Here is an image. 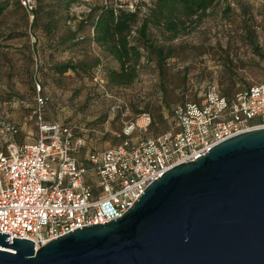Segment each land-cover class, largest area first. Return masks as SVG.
<instances>
[{"label": "rangeland", "instance_id": "374dc122", "mask_svg": "<svg viewBox=\"0 0 264 264\" xmlns=\"http://www.w3.org/2000/svg\"><path fill=\"white\" fill-rule=\"evenodd\" d=\"M65 1L36 0L29 21L15 0H0V150L36 138L35 83L46 97L41 118L76 128L84 139L81 158L172 130L170 107L199 101L208 87L230 97L264 80V0H219L194 31L168 42L148 28L160 59L141 49L138 77L123 87L107 83L103 69L116 63L89 43L86 15L104 0ZM108 1L137 4L142 14L152 0ZM95 65L102 72L93 77ZM56 66L69 67L58 73ZM141 112L150 124L123 136V126Z\"/></svg>", "mask_w": 264, "mask_h": 264}, {"label": "built area", "instance_id": "2783aa9c", "mask_svg": "<svg viewBox=\"0 0 264 264\" xmlns=\"http://www.w3.org/2000/svg\"><path fill=\"white\" fill-rule=\"evenodd\" d=\"M32 21L36 0H16ZM131 7V6H130ZM46 97L35 83L36 138L0 150V233L27 239L34 249L73 229L121 216L145 187L168 168L192 161L235 134L264 128V80L229 98L213 87L199 101L170 108L173 129L135 144L85 152L78 130L41 118ZM147 112L126 123L122 135L143 131Z\"/></svg>", "mask_w": 264, "mask_h": 264}, {"label": "water", "instance_id": "95a60500", "mask_svg": "<svg viewBox=\"0 0 264 264\" xmlns=\"http://www.w3.org/2000/svg\"><path fill=\"white\" fill-rule=\"evenodd\" d=\"M0 264H264V128L168 168L109 222L36 249L0 233Z\"/></svg>", "mask_w": 264, "mask_h": 264}, {"label": "trees", "instance_id": "16d2710c", "mask_svg": "<svg viewBox=\"0 0 264 264\" xmlns=\"http://www.w3.org/2000/svg\"><path fill=\"white\" fill-rule=\"evenodd\" d=\"M75 1L77 0H66L65 3ZM218 1L152 0L142 14L137 4H133V8L129 9L108 0L90 7L86 15L90 31L89 43L95 45L116 63V67L103 69L107 83L118 87L132 84L138 77L141 49L153 51L160 59L161 50L149 41L146 34L148 28L157 30L162 41L168 42L186 36L201 24L207 17L208 11ZM4 9V4H0V16ZM96 65L91 70L93 77L102 72L97 70ZM68 67L56 66L54 69L58 73H63Z\"/></svg>", "mask_w": 264, "mask_h": 264}]
</instances>
